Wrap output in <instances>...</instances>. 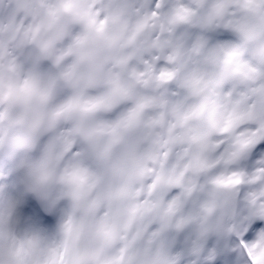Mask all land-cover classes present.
<instances>
[{
    "label": "rangeland",
    "instance_id": "1",
    "mask_svg": "<svg viewBox=\"0 0 264 264\" xmlns=\"http://www.w3.org/2000/svg\"><path fill=\"white\" fill-rule=\"evenodd\" d=\"M39 1L42 4L36 0L37 6L51 14L53 8L51 10L47 6V0ZM164 1L170 4L167 10L156 7L151 9L150 6L133 3L134 11L138 14V18L133 21V30L143 43L147 42L148 49H143L141 56H146L150 63L149 70L135 69L132 75L136 89L133 93L138 96L133 110L121 112L123 108L118 107L115 91L108 85V94L97 95L95 92V102L86 100L83 109L88 115L78 113L69 116L64 126L70 129L72 141L61 144L56 133L51 137L41 132V128L50 122L46 109L40 111L39 108H34L26 113L33 119V129L19 137L23 147L18 153L20 159L19 154L25 152L26 145L30 147L31 168H27L26 161L22 159L19 160L21 165L16 162L8 163L10 159H5V164L1 165L5 181L12 185L14 191L18 190L22 198L23 208L16 195L0 196V215L5 214L8 222L18 226L25 211L31 215L23 200V193L19 190L22 186H28L35 192L56 188L50 189L49 193H54L47 195L56 223L60 219L73 221L78 216L80 225L88 222L90 233L87 244L80 250L79 257L73 264H243L228 245L227 234L213 226L210 220L215 213V198H220L219 191L231 188L235 179L209 175L207 168L210 157L198 154V132L194 128H188L186 117L172 98L176 91L172 84L177 83L178 89L180 85L188 88L192 86L190 75L185 73L188 63L169 50V41L165 35L171 31L170 19L178 23L177 26L183 27L194 26L201 20L203 32H212L214 35L219 31L224 34L225 40L237 43L244 50L248 48L250 41L258 44L263 41L247 27L235 24L229 18L226 20L224 13L217 14L218 17L213 15V21L188 20L175 0ZM9 13L13 24L9 19L8 28L14 34L12 40L17 41L15 55L23 59L24 54L19 50H27L34 39H21L18 35H23L26 27L22 8L18 11L12 9ZM228 13H231V9H228ZM104 15L108 16L109 13L104 12ZM78 16L85 18L87 15L80 13ZM83 23L91 31L100 32L108 45L112 43L111 28H106L101 16L90 15V21L84 20ZM122 31L121 33L129 32ZM262 36L264 37V33ZM71 38L72 41L76 40L75 36ZM164 42L167 45L163 49ZM33 48L36 51L37 47L33 45ZM175 50L179 52L180 48ZM43 51V44L42 53L28 51L32 62L44 71V67L51 70L52 73H49L54 77L53 80L60 83L61 88L73 91L77 84L67 67V61L69 58H78L75 51L68 49V46L63 49L55 48L48 53ZM245 53L249 56L253 53L251 61L257 59L254 66L264 68V54L259 50L255 51V46H249ZM49 54L52 56H47ZM136 54L140 55L139 52ZM60 59L62 64L59 63ZM49 62L54 65L50 67ZM172 64L174 67H170ZM5 66L7 70L8 65ZM97 68L100 70L95 72ZM13 69L17 70L16 65H13ZM55 69L59 73H54ZM8 70L10 73L4 71L5 81L13 83L14 80L16 83L11 68ZM101 70L99 66L92 69L89 83L99 81ZM262 85L255 87L254 92L259 93ZM79 89L80 86L78 91ZM120 90L118 93L123 95ZM208 90L209 86L208 89L201 86L196 95L202 96ZM2 99L0 96V100ZM200 103L198 102L201 118L210 127L203 122L201 125L206 128L211 140H219L222 136L230 141L236 138L234 131L238 128L237 120L220 112L214 96L203 95ZM73 107L69 108V112H73ZM252 117L262 121L264 113L253 114L250 118ZM57 126L60 127L55 124L54 128ZM257 128H264V122L258 124ZM59 154L63 156L58 157ZM2 158L1 155L0 159ZM202 173L208 177L205 183V189L209 193L208 200L197 203L195 206L198 213L191 220L185 221L183 194L187 188H191V180H200L198 178ZM164 198L167 201L161 208ZM58 200L62 205L61 213L66 217L56 214L52 209ZM158 202L161 204L157 205ZM233 209L234 201L228 211L233 212ZM50 228L58 241L60 258L63 242L66 243V249L69 248V243L66 242V234H58L54 222ZM5 229L0 230V234ZM16 238L17 235L13 232L12 237L7 239L11 242L5 247L1 246L0 238V251L7 252ZM37 243L42 244V240L38 238ZM24 253H27L28 260L33 264L30 248L26 247Z\"/></svg>",
    "mask_w": 264,
    "mask_h": 264
},
{
    "label": "bare ground",
    "instance_id": "2",
    "mask_svg": "<svg viewBox=\"0 0 264 264\" xmlns=\"http://www.w3.org/2000/svg\"><path fill=\"white\" fill-rule=\"evenodd\" d=\"M139 1H144V7L150 6L151 9L152 7L163 10L170 8V4L164 0H73L72 11L68 13L61 7L58 0H47V6L51 10L53 8L52 13L48 14L37 6L36 0H0V76L5 78L4 71L10 73L8 70L10 67L18 87L14 88L9 97L0 102V157L3 156L0 159V196L16 195L22 207V198L18 190L14 191L12 185L5 181L1 165L5 163V159H10L8 163L19 164V160L22 159L26 161V167L31 168L29 158L31 156L28 151L20 153V159L18 157L23 147L19 137L25 136L29 129H33V126L31 128L33 119L29 118V114L26 115V113H30L34 108H39L40 111L46 108V116L50 122L41 128V132L51 137H54L56 133V137L59 136L61 140L59 142L66 144L72 141L70 130L64 126L69 116L78 115V113L82 116L88 115L83 109L86 100L95 102V92L97 95L108 94V85L115 91L118 107L123 108L120 111L131 112L133 110V105L138 100V96L133 93L136 92L132 77L134 70L147 71L150 69L146 56H141L143 49H148L147 42L143 43L140 36L136 35L133 30V21L138 18L133 3ZM175 1L187 15L188 20L213 21V15L224 13L226 20L229 18L235 21V24L247 27L259 40L263 41L260 44L250 41L249 46H255V51L259 50L264 54V49H262L264 48V37L262 36L264 33V0ZM38 3L42 4L39 0ZM213 3L218 5L214 6ZM15 4L19 5V9ZM21 8L23 17L26 18V27L23 35H18L21 39L29 37L34 39L27 46V50H19L24 54L23 59L15 55L17 41L12 40L14 34L12 29L8 28L10 20L13 24L9 12L12 9L18 11ZM228 9H231V13H228ZM104 12H108L109 15L105 16ZM80 13L87 16L80 17L78 16ZM95 14L104 19L108 30L111 28L113 39L109 45L100 32L91 31L83 23L84 20L90 21V15ZM169 22L171 31L167 36L165 35L170 44L168 48L174 55L188 63V70L185 73L190 75L192 80L191 87L180 85V90L177 88V83L172 84L171 86L176 88L172 98L186 117L188 128H194L198 132L200 142L196 147L198 154H203L205 158L210 157L213 163L207 168L209 175L232 176L240 169H251V167L256 170L253 177L256 182L250 183L247 193L242 196L241 206L242 204L243 206L237 218L234 219L235 222L233 223L228 215V207L230 209L233 205L234 188H226L219 191V199L215 198V213L210 218L211 223L225 235L229 232L228 245L236 254L239 251L243 256L239 242L232 236L231 230L235 228L242 232L257 250L260 264H264V128H257L258 124H263L264 119L258 121L255 117L250 118L253 114L264 113V85H262L264 84V68L259 69L254 66L257 59L251 61L253 53L250 56L245 53L249 50V46L244 50L237 43L225 40L224 34L219 31L214 35L212 32H203L201 20L190 27L177 26L178 23L172 19ZM122 30L129 32L121 33ZM69 36H75L76 40L72 41L71 37L68 38ZM164 43L167 45L166 42ZM42 44L43 53L67 46L68 49L75 51L78 58H69L67 61V67L71 74L73 73L77 84L76 88L72 89L73 91L61 88L60 83L53 80L54 77L50 74L52 72L44 67L43 60L41 64L47 72L32 62L28 51L42 53ZM33 45L37 47L36 51ZM175 48H180V51H176ZM47 56H52V54ZM247 56H249L248 60ZM156 57L157 52L154 61ZM59 63L62 64L61 60ZM6 64L8 65L7 70H5ZM13 65H16L17 70L13 69ZM97 66L102 69L98 75L99 81L89 83L92 69ZM170 67H174V64ZM99 70L97 68L94 71ZM4 85L10 89L9 83L4 82ZM258 85H262L259 93L253 90ZM201 86L207 89L208 86L210 87L209 92H204L203 95L214 96L216 106L222 114L226 117L232 116L237 120L238 128L234 131L237 139L233 138L230 141L226 136L220 137L219 140L210 139L212 137L201 125L203 122L205 126L210 127L209 123L201 118L199 111L198 102L200 103L203 95L196 94ZM119 90L123 95L118 93ZM200 105L202 106L201 103ZM71 106H74L73 112H69ZM55 124L60 125L61 128L59 126L54 128ZM57 156L62 157L63 155ZM198 171H200V166ZM202 174L198 178L200 180H191L192 186L187 188L184 194L185 221L191 220L198 213L195 206L197 203L208 200L209 193L205 189L208 177L205 173ZM50 189L56 190L55 187H51L48 191L39 193L47 204H49L47 195ZM166 201L167 199L164 198L161 208L165 206ZM190 202L191 205H189ZM159 204L161 202L157 203ZM44 206L50 210L46 204ZM52 209L56 214L66 217L61 213L62 205L59 200ZM34 213L36 214L35 210ZM79 218L80 216L73 221L60 219L55 225L56 229H59L58 234L67 233L69 243V248L66 249L67 254L62 261L58 255V241L53 233L42 227L32 214L25 211L21 224L18 226L8 222L5 214L0 215V230L6 228L5 232L0 234L1 246L5 247L11 242L7 239L12 237L13 232L17 235L7 252L0 251V264H23L26 247L30 248L33 264H73V261L78 258L77 254L86 245L90 233L88 222L85 221V225H80ZM38 238L42 240V244L37 243ZM80 239H82L81 242H79ZM244 260L248 264L245 258ZM245 262L243 264H246Z\"/></svg>",
    "mask_w": 264,
    "mask_h": 264
}]
</instances>
